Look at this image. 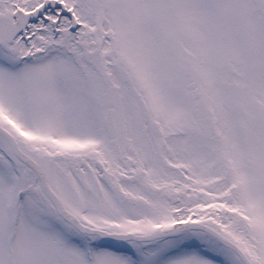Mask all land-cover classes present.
Masks as SVG:
<instances>
[{
    "label": "snow or ice",
    "instance_id": "6c2138e0",
    "mask_svg": "<svg viewBox=\"0 0 264 264\" xmlns=\"http://www.w3.org/2000/svg\"><path fill=\"white\" fill-rule=\"evenodd\" d=\"M0 264H264V0H0Z\"/></svg>",
    "mask_w": 264,
    "mask_h": 264
}]
</instances>
